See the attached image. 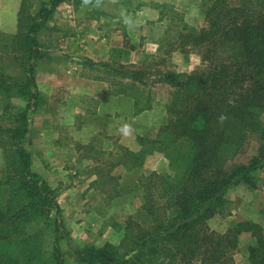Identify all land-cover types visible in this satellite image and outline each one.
<instances>
[{"label":"trees","instance_id":"obj_1","mask_svg":"<svg viewBox=\"0 0 264 264\" xmlns=\"http://www.w3.org/2000/svg\"><path fill=\"white\" fill-rule=\"evenodd\" d=\"M63 1L22 0L18 31L6 35L24 75L0 68L3 109L18 110L0 127L6 161L0 171V264H66L61 206L53 188L32 171L26 146L31 114L45 100L34 71L35 60L44 55L39 34ZM91 1L101 0H77ZM204 5V24L184 23L172 41L173 48L198 53L202 64L187 73L160 74V83L174 87L170 119L155 136H139L140 150L123 149L119 162L132 169L161 154L169 170L150 173L154 182L125 223L119 244L89 248L87 259L94 264H240L245 232L254 241L244 264H264L261 223L241 220L223 234L207 226L223 211L226 192L252 184L253 173L264 169V0H204ZM138 74L134 81L142 85ZM125 85L117 91L133 95L138 111L150 106L130 92L136 84ZM14 98L26 102L16 105ZM254 137L256 154L234 162Z\"/></svg>","mask_w":264,"mask_h":264},{"label":"rangeland","instance_id":"obj_2","mask_svg":"<svg viewBox=\"0 0 264 264\" xmlns=\"http://www.w3.org/2000/svg\"><path fill=\"white\" fill-rule=\"evenodd\" d=\"M143 2L152 3L153 7L159 10L160 21L145 22L141 17L136 19L137 25L131 26L129 30L125 26L119 32L114 28L105 31V28L101 27L106 21L108 25H114L117 21L124 25L126 22L132 23L133 17L127 18L126 10H139ZM104 3L105 0L83 3H78L77 0L63 1L61 6L59 5L61 8L58 19L56 20L54 16L51 20L54 21L55 18L60 25L51 26L52 23L49 21L48 26L39 34L44 55L35 60V65L38 62L45 63L47 58L50 59L51 53L48 48H52L53 57L58 58L60 68L67 61L72 63L77 72L83 67L87 68L86 72L84 71L86 78L87 75L89 79L94 80L104 78L111 90L125 89L127 83L131 86L136 84L130 88V92L144 99L143 102L152 104L156 108V122L161 120L163 125L170 119L167 105L174 87L160 83V74L168 71L187 73L202 64L198 53L186 54L173 48L172 41H177L184 23L191 27H201L204 24V0H121L119 3L123 10L118 16L105 15ZM6 35L0 33V68H5L7 73L22 77L24 69L14 57L15 53ZM108 42L118 48L109 47L100 51L103 48L102 44ZM50 63L35 66V75L49 70ZM54 68L53 64L52 69ZM140 70L148 71L150 74L137 73L143 76L142 85L134 81L137 76L135 72ZM43 79L45 81V77ZM79 80L81 79L75 77L73 81L76 87H88ZM25 102L14 98L16 105H24ZM3 108L4 101H0V127L12 122L10 112H18L16 109L6 112ZM32 115L33 113L31 119ZM32 127L34 134V121ZM66 131L68 132V128ZM153 132L154 129H151L145 136L153 137L158 131ZM0 133H3L1 128ZM97 139H99L97 142L94 139L96 147L85 145L81 148L82 155L96 158L94 164L80 166L79 163L70 161L65 162V165L61 163L60 167L64 166L67 173L62 174L61 169L56 168L53 172L49 169V174L44 171L46 176L41 175L37 171L42 169L41 164L34 163L32 157V171L40 174L53 188L57 202L61 206V227L65 236L62 238L61 247L66 254V264H94L87 259L89 248L95 245L102 246L106 242L119 244L125 223L130 216L136 214L142 204L146 187L154 182L150 178V173L156 170L160 172L169 170L168 159L164 155L165 159H162V156H158L160 154H156L145 161L143 166H147L146 171L127 172L125 170L128 169L127 167L118 166L122 156L121 151L120 154L117 152L113 155L105 153L102 149L103 144L108 148L111 147L110 143L114 145L116 142L103 139L101 136ZM26 146L30 148L29 143H26ZM258 148L259 139L254 137L234 162L247 161L256 154ZM5 165L4 151L0 146V171ZM90 172L98 175L92 182L93 186H88L89 181L85 177V173ZM253 174L252 184L242 182L226 192L227 202L223 211L207 220V226L211 231L223 234L230 226L241 220L255 221L264 226V169H258ZM90 187L93 190L90 191ZM240 240L241 246L237 255L239 263L244 264L248 248L254 238L250 232L241 234Z\"/></svg>","mask_w":264,"mask_h":264},{"label":"crops","instance_id":"obj_3","mask_svg":"<svg viewBox=\"0 0 264 264\" xmlns=\"http://www.w3.org/2000/svg\"><path fill=\"white\" fill-rule=\"evenodd\" d=\"M120 1L105 0L104 14L121 15L123 8ZM21 4L22 0H0V33L7 35L17 33ZM60 6L57 7L54 15L56 20L59 17ZM160 15L159 10L153 7L152 3L143 2L139 10H126L127 18L133 17L132 23L126 22L124 25L117 21L114 25H108V21H106L101 27H104L105 31L114 28L116 32H119L126 26L129 30L131 26L138 24L136 19L142 17L145 22L152 21L151 23H154L160 21ZM55 18L54 21H51V26L60 25ZM109 43L102 44L103 48L100 51L109 47L118 48L115 44ZM48 50L51 56L50 59L45 60V63L51 62L50 69L45 70L46 72L41 71L40 75L36 73L37 88L45 100L36 107L34 116L32 115V119L30 118L31 126L26 142L29 143L33 162L41 164L42 169H37L41 175L46 176L44 171L49 174V169L53 172L56 168L61 169L60 173L62 174L67 173L64 166L60 167V164L65 165V162L68 161L79 163L80 166L94 164L96 158L82 155L81 148L85 145L96 147L94 139L95 142L99 141L98 136L116 142L114 145L110 143L111 147L108 148L103 144L104 148H102L105 153L115 155L119 151L123 153L125 148L133 151L140 150L139 136L147 135L151 129L157 132L162 126L161 120L156 122V108L152 104L148 108L138 111L136 98L133 95L111 90L109 83L105 82L104 78L94 80L89 79L88 75L86 78L84 71L87 68L83 67L77 72V69L69 61L64 62L65 65L60 68L58 58L53 57V49L48 48ZM48 50L46 49L47 52ZM45 63L38 62L35 66ZM53 64L55 65L54 69H52ZM87 73L90 74V72ZM43 77H45V81ZM75 77L81 79L79 81L82 84L86 83L88 87H76V84L73 83ZM33 121L35 123L34 134H32ZM125 125L128 126L126 132L123 130ZM158 156L165 159L161 154ZM118 166L126 168L123 164ZM65 167L67 169V166ZM146 167L132 169L127 167L128 169L125 170L127 172L129 170L143 172L147 170ZM85 177L89 181L88 186H93L92 182L97 179L98 175L90 172L85 173ZM91 190L93 188L90 187ZM246 233L250 232L244 234Z\"/></svg>","mask_w":264,"mask_h":264},{"label":"clouds","instance_id":"obj_4","mask_svg":"<svg viewBox=\"0 0 264 264\" xmlns=\"http://www.w3.org/2000/svg\"><path fill=\"white\" fill-rule=\"evenodd\" d=\"M127 129H128V126H127V125H125L123 130L126 132V131H127Z\"/></svg>","mask_w":264,"mask_h":264}]
</instances>
